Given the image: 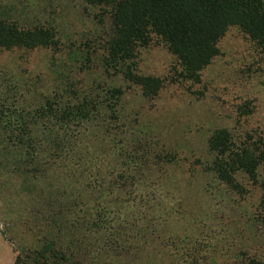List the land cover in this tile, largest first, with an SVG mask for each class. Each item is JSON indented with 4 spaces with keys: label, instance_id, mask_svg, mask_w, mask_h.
I'll return each mask as SVG.
<instances>
[{
    "label": "rangeland",
    "instance_id": "374dc122",
    "mask_svg": "<svg viewBox=\"0 0 264 264\" xmlns=\"http://www.w3.org/2000/svg\"><path fill=\"white\" fill-rule=\"evenodd\" d=\"M84 7L82 0H0V12L21 24L46 20L60 31L59 49L0 50V81L20 92L22 87L36 90L18 102L10 99V110L42 101V94L66 78H81L86 87L109 85L124 91L117 111L106 114L108 136L102 140L97 137L100 130L90 127L76 151L84 154L85 177L80 181L57 172L35 183L0 164V264H14L26 248L39 246L44 232L35 225L39 217L29 211L38 206L36 210L43 208L48 215L50 208L66 200L55 195L62 189L75 192L84 189L85 182L86 208L94 217L99 203L108 199L106 187L99 185L122 162L141 167L135 195L150 214L159 217L152 234L156 243L168 242L172 252L179 248L184 260L197 254L198 260L232 264L241 260L242 252L264 260V222L254 220L260 217L262 191L247 179L245 194L231 191L211 170L213 155L208 147L210 135L224 127L241 135L264 136V51L234 26L221 39V53L204 69L201 82H175L174 57L163 45L153 44L141 50L138 71L158 76L165 84L157 96L148 97L122 76H108L101 69L79 72V45L98 31L91 9L86 13ZM92 235L101 238L103 233ZM151 264H161L159 257L153 255Z\"/></svg>",
    "mask_w": 264,
    "mask_h": 264
},
{
    "label": "trees",
    "instance_id": "16d2710c",
    "mask_svg": "<svg viewBox=\"0 0 264 264\" xmlns=\"http://www.w3.org/2000/svg\"><path fill=\"white\" fill-rule=\"evenodd\" d=\"M82 1L86 13L91 9L98 31L79 45V72L101 69L108 76H122L141 87L148 97L157 96L165 84L158 76L138 71L141 50L153 44L163 45L174 57L175 82H201L204 69L221 53V39L234 26L264 51V0ZM38 48H60V31L55 24L40 19L21 24L0 12V50ZM2 74L0 70V80ZM70 79L42 94V101L21 103L11 110L10 99L18 102L36 90L22 87L20 92L0 81V164L10 172L35 183L57 172L76 182L85 177L84 154L76 151L85 143L90 127L100 130L97 137L102 140L108 136L106 114L117 111L124 91L109 85L86 87L81 78ZM208 147L213 155L211 170L231 191L245 194L246 179L261 189L257 208L260 217L254 220L263 223L264 136L253 132L241 135L224 127L210 135ZM129 164H117L107 173V182L99 185L106 187L103 190H107L108 199L99 203L94 217L86 208L85 182L84 189L69 192L64 188L55 194L66 200L56 209L50 208L46 216L43 208H31V215L39 217L36 227L44 233L39 246L26 248L14 264H115V260L118 264L132 260L151 264L153 255L161 264H216L198 260L197 254L192 260H184L179 248L172 252L168 242L156 243L152 234L159 217L138 201L135 190L141 167ZM144 166L149 169L147 160ZM48 205L52 207L53 203L49 201ZM96 233L103 235L91 236ZM239 259L232 264H264V260L245 257L244 252Z\"/></svg>",
    "mask_w": 264,
    "mask_h": 264
}]
</instances>
